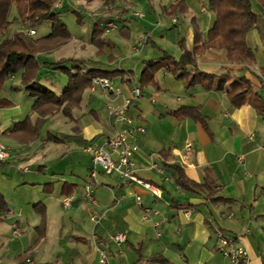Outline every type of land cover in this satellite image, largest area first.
<instances>
[{"label":"crops","instance_id":"crops-1","mask_svg":"<svg viewBox=\"0 0 264 264\" xmlns=\"http://www.w3.org/2000/svg\"><path fill=\"white\" fill-rule=\"evenodd\" d=\"M173 1L156 3L147 9L149 16L142 23L149 20L150 26L153 18L158 17L151 28L152 37L155 39L157 35L156 41L147 38L155 42L156 53L150 51L154 58L143 61L140 76H135L131 70L113 69V59L109 64L95 60L103 70L119 71L112 81L123 89L125 97L130 96L132 84L143 90V96L130 108L131 117L146 128V133L137 140L140 151L135 156L136 175L158 190L160 197L142 186L124 183L117 175L103 173L98 175L95 186L96 203L85 197V185L92 167V158L85 148L100 142L104 136L113 135L116 127L108 119L105 122L97 119V125L92 121L83 125L76 118L78 110L75 109L72 120L66 117L72 124L71 131L59 137L53 136L59 139L58 142L50 140L61 149H43L41 160L36 154L38 152L33 154L32 149H16L17 153L22 152V155L17 154L18 160L36 163L38 167L33 180L36 182L32 185L43 187L42 193L48 199L55 198L61 205L62 200L72 198L70 210L73 214L67 224L66 219L49 215L46 204L41 203V207H37L34 202L33 209L39 222L35 226L38 237L25 248L23 256L21 253L9 256L8 264H33L36 248H43L45 244L50 245L46 257L53 261L45 264H97L98 247L108 250L109 264H158L148 262L153 257L164 258L170 264H229L217 250L218 232L236 238L239 246L246 249L248 260L244 264H264V120L245 99L237 98L233 102L225 90L218 91L214 85L208 89L196 82L188 87L186 81L177 80L168 71L169 61L165 58L170 56L179 60L182 56L178 43L184 41V45L192 49L196 36L201 34L199 40H205L216 20L205 2ZM177 1L181 3L175 10ZM97 2L103 4L94 0L88 5ZM199 9L205 17L197 13ZM169 23L173 24V30H169ZM139 40L132 45L137 54L142 48L136 50ZM108 42L109 47H115L111 40ZM164 45L175 50L171 52ZM43 56L38 55V60L41 61ZM196 60L199 69L210 74L222 75L232 70V75H239L243 69L229 64L224 51L207 50L199 53ZM149 61H153V65L147 66ZM243 73L252 82L254 93L260 92L264 97L262 82L257 78L264 79V67L256 63ZM63 78L65 83V77H55L50 82L55 91H60ZM11 82L20 84V79L16 77ZM9 89L7 95L4 91L0 97L12 103L15 101L12 92H23L28 96L17 83ZM108 101L110 105L122 103V99L114 100L112 97ZM240 102L242 105L238 106ZM8 109L0 110V135L14 138L16 135L11 134V122L18 110ZM16 138L20 141L21 137ZM186 143L191 144L190 150L185 148ZM7 148L11 158L15 150L10 146ZM48 152H54L52 160L47 158ZM58 159L61 160L59 170L66 173L69 169L71 174L61 178L48 174L42 178L41 175L47 171V163ZM7 163L1 162L3 165ZM166 165H177L189 181L196 185L210 183L212 189L196 192L181 188L175 182L173 169ZM27 172L29 169L26 167L23 173ZM137 196L141 197V204L136 202ZM94 212L106 213V220L98 226L91 219ZM43 215L46 219L45 234L35 246ZM53 218L62 221V226L58 222L60 229L55 244L47 243ZM74 225L80 228L74 231ZM20 226V222L17 223L20 235L16 237L22 236ZM115 233H123L126 243L121 246L112 243L110 236ZM4 245L0 244V254ZM39 257L44 258L41 254Z\"/></svg>","mask_w":264,"mask_h":264},{"label":"trees","instance_id":"trees-1","mask_svg":"<svg viewBox=\"0 0 264 264\" xmlns=\"http://www.w3.org/2000/svg\"><path fill=\"white\" fill-rule=\"evenodd\" d=\"M92 1L94 0H90V2ZM102 1L116 3L118 0ZM198 1H207L208 9L216 17L215 23L207 33L205 40H199L201 34L196 36L195 46L192 49H188L184 45V41L178 43L182 50V56L179 60L170 56L165 58L169 61L168 71L177 80L186 81L188 87L196 82L203 84L208 89L214 85L218 91L225 90L233 102L237 98L245 99L246 103L253 106L257 114L264 120V97L260 92L254 93L252 82L243 73L257 63L256 54L247 44L246 38L252 31L259 28V24L264 18V0H257L258 13L252 9L250 0ZM57 3L58 0H0V34L2 35L14 22H18L17 19L15 21L10 19L12 5L17 6L19 21L27 29L33 28L35 24L39 23L52 24V32L47 36L30 37L25 31H16L0 43V94L5 91L9 81L19 77L23 91L34 100L32 112L40 120L58 114H63L72 120L73 110L81 107L83 95L88 88L90 89L92 81L98 77L113 80L119 72L103 70L99 63L89 65L86 61L79 59H61L58 63H41L38 60V55L58 49L73 39L60 14L56 11ZM177 3L175 10L179 8L181 2L177 1ZM104 34L102 24L98 22L91 40L98 49V54H102L103 50L110 46V43L103 38ZM147 43H149L148 39ZM207 50L224 51L229 64L243 67L242 73L232 75V70H227L222 75L202 72L196 57L199 53ZM146 65H153V61L147 62ZM59 75L65 77L66 82L62 83L60 91H55L50 82L55 77H60ZM257 78L262 82L261 90H264V79ZM241 105L242 102L238 106ZM12 106L13 103L10 100L0 97V110ZM17 126L12 132L15 133L13 135L20 136L19 139L22 142L30 143L35 137L36 129L30 124L25 129L17 128ZM49 139L54 142L59 141L53 136H50ZM167 167L173 169L175 182L181 188L196 192H206L212 189L210 183L196 185L189 181L183 170L177 165ZM9 212L6 201L0 193V222H3ZM45 227L46 219L43 215L42 224L38 228L39 239L34 244L35 246L44 237ZM148 262L170 264L168 260L161 257L150 258Z\"/></svg>","mask_w":264,"mask_h":264},{"label":"rangeland","instance_id":"rangeland-1","mask_svg":"<svg viewBox=\"0 0 264 264\" xmlns=\"http://www.w3.org/2000/svg\"><path fill=\"white\" fill-rule=\"evenodd\" d=\"M99 1L103 4H98L97 2L93 5H88L91 3L90 0H58L56 11L60 14L63 23L74 37V40L58 49L43 53L44 56L41 58L40 62L58 63L61 59H79L86 61V63L90 65L91 63H95V60L109 64L110 59H113V69L117 68L122 69L123 71L131 70L135 76L141 74L140 71L143 66V61L145 59L149 60L154 58L150 51L155 52L154 41H156L157 35L155 36V39L152 37L151 28L157 22L158 17L155 16L153 18L152 25L150 26L149 20L144 21V23H142V21L148 15V7H151V5L156 3L157 5L160 3L167 4L171 0H118L116 1L117 7L116 3H106L102 0ZM192 1L195 3L197 2V4L200 3L198 0H191V4H194ZM173 2H175V0ZM204 2L206 3V7H208L207 1ZM250 2L252 4V9L258 13L257 0H250ZM87 6L88 8H86ZM136 13L143 16L136 17ZM197 13L201 17H205L204 14H200V9ZM10 14L11 21L17 19L18 22H14L5 34H0V43H2L6 37L12 36L16 31H25L28 35L30 30H36L37 35H29L30 37H44L52 32L51 23H39L35 24L33 28H25V26L19 21V13L16 5H12ZM116 16H118L116 22L118 30L109 34L105 33L103 37L106 41L111 40L115 44V47L105 48L102 54H98V49L93 48L91 44L95 26L98 22H101L102 25L103 23L107 24L111 19H115ZM125 24H127L126 27H124ZM169 24V30H171V28L173 30V24ZM102 29L105 31L104 28ZM149 37H151L150 39L153 38L154 41L152 42L151 40H148L149 43L140 48L137 54L132 46L134 41H137L138 39L146 40ZM246 40L249 47H251L256 54L257 65L259 67H264V21H262L258 30L252 31L247 36ZM165 46L166 48H170V51L175 50L172 46L167 47V45H164V47ZM62 80L64 82V78ZM16 83L17 85H20L18 82L13 83L11 81L6 84L7 90H5V95H7V91L10 90L9 88L12 85H16ZM13 94V100H15L13 102L14 106L8 110L12 111L17 109L18 114L14 116L13 121L11 122L12 131L17 125V128L22 127L25 129V127L30 124L36 129V134L30 143H21L16 137L11 138L6 135H0V143L6 148L10 146L11 149L15 150L14 153L11 154V158L5 161L6 163L8 162L9 165L8 163L7 165H3L0 162V193L4 196L7 207L10 210V213L4 218L3 222H0V244L5 243L0 254V264H8L7 259L9 256H13V254L14 256H18L21 253L20 255L23 256L24 253L22 254V252L25 251V248H27L29 244H33L37 239L38 235L35 232V226L39 225V222L36 221L37 217L33 209L34 202L37 207H41V203L46 204L48 206L49 215L60 218L62 217L66 219L65 223H67V221L69 223V217L73 214L71 210H64L61 203L55 198L48 199L47 196L42 193L43 187L32 185L34 184L33 182H36L33 180L36 178L35 173L38 167L36 166V163H29L28 161L21 162L20 159L18 160L17 154L22 155V152H16V149H30V151L32 149L33 154L38 152L36 154H39L38 158L41 160L43 158L42 154L45 152L43 149H61L57 147L56 143L50 142L49 137H59L62 133L70 132L72 124L63 114L56 115L53 118L40 120L38 116L32 112L34 100L31 97L24 95L23 92H12V96ZM108 98L109 96L104 91L98 89L96 92L91 93V90L88 88L83 95L82 109H76L78 110L75 112L76 118L81 121L83 125L87 124L88 121H92L96 124L97 119L101 122H105L107 119L109 120L108 106H110V102L108 101ZM13 141L21 145L17 146ZM25 145L26 147L24 148L23 146ZM48 153L47 158L52 160L53 155L55 156V154H53L54 152L49 153V155ZM60 161L61 160L58 159L47 163L45 168L47 171L43 173L44 175H41L42 178L48 174L49 176H55L56 178L69 176L71 174L69 169L66 173L59 170ZM41 162L42 161H40V163ZM26 167L29 169V172L23 173V169ZM48 169L51 170L48 171ZM54 173L56 175H53ZM41 176L38 177L40 178ZM63 201L64 200H62V202ZM60 218L58 220L56 218L51 220L54 224L50 227L47 243L55 244L57 241V233L60 229L59 223L62 226ZM19 222L21 224L20 228L23 231L21 237H16L13 235V232L18 230L16 229V226ZM73 228L74 231H76V229L80 227L74 225ZM52 230H54L53 234ZM39 247H37L38 249L36 248L37 256L35 261H33V264L53 262L49 257H46L50 245L45 244L43 248L42 246ZM40 254L44 256L43 259L39 257Z\"/></svg>","mask_w":264,"mask_h":264},{"label":"built area","instance_id":"built-area-1","mask_svg":"<svg viewBox=\"0 0 264 264\" xmlns=\"http://www.w3.org/2000/svg\"><path fill=\"white\" fill-rule=\"evenodd\" d=\"M136 17H142L141 14H135ZM118 16L115 19H111L107 24L104 23L102 28L105 29V33L109 34L118 30L116 22ZM177 19L174 21L176 22ZM28 35H36L35 30H30ZM146 40L140 39L138 41V47H143L146 44ZM98 89L104 91L109 97L114 100L122 99L120 104H111L108 106V116L111 123L116 129L113 135L104 136L100 142H94L85 148L92 158V167L90 169L89 179L85 185V197L92 203H96L94 197L95 186L97 185V178L100 173L108 176L117 175L124 183L129 185L142 186L145 189L151 190L155 196L160 197V192L153 188V186L136 175L135 156L139 153L140 147L137 144V140L140 136L146 133V128L136 123V121L130 115L131 106L143 96V91L140 87L132 84L130 89V96L125 97L123 89L115 85L114 82L108 78L98 77L92 81L90 87L91 92H95ZM185 148L191 149V144L186 143ZM10 158L8 149L0 143V162H5ZM156 168V166H153ZM26 171V169H25ZM136 202L141 204V197H136ZM65 210H70L73 207V199L66 198L62 202ZM92 222L98 226L106 220V213L94 212L92 215ZM15 236H19L20 232L15 230L13 232ZM94 240L97 241V237L94 236ZM126 236L123 233H115L110 236V241L117 246H121L126 243ZM217 250L223 255V257L229 262V264H244L248 260V252L238 244V240L234 237L227 236L222 232H218ZM99 259L97 264H109V252L106 248H97ZM28 263H31L28 261Z\"/></svg>","mask_w":264,"mask_h":264}]
</instances>
